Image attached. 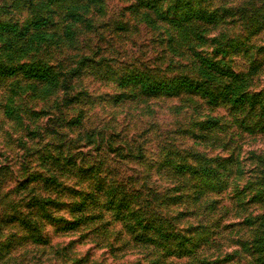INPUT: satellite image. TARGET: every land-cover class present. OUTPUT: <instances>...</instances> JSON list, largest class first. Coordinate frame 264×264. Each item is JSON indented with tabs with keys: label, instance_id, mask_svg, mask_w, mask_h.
<instances>
[{
	"label": "rangeland",
	"instance_id": "rangeland-1",
	"mask_svg": "<svg viewBox=\"0 0 264 264\" xmlns=\"http://www.w3.org/2000/svg\"><path fill=\"white\" fill-rule=\"evenodd\" d=\"M195 1L159 0L151 6L166 2L159 8L164 23L199 29L193 39L207 54L175 81L183 99L180 93L153 98L157 107L150 114L125 125L136 129L137 139L146 126L154 130L127 152L122 145L109 146L119 159L113 158L105 177L93 164L76 165L71 157L61 162L54 153L62 152V145L48 141L47 147H35L53 122L39 101L26 119L43 122V133L20 120L13 131L21 135L7 132L5 141L7 121L0 118V264L6 258L12 264H264L257 260L264 257V247L258 251L264 246V221H255L264 204L246 191L264 190L259 162H264V129L243 127L227 103L214 105L202 95L241 87L242 78L264 63V51L259 52L264 35L258 27L230 25V11L219 13L215 23L198 17V8L212 14L235 0ZM90 30L82 27L79 36L86 41ZM250 80L247 88H264V65ZM41 87L45 93L55 90L50 83ZM181 105H191L196 117L178 121L174 110ZM177 123L179 129L171 127ZM159 136L172 137L176 146L162 155L153 151L149 141ZM87 143L76 145L84 153H73L76 159L90 154ZM99 149L98 144L91 151ZM254 165L263 169L257 176Z\"/></svg>",
	"mask_w": 264,
	"mask_h": 264
},
{
	"label": "clouds",
	"instance_id": "clouds-1",
	"mask_svg": "<svg viewBox=\"0 0 264 264\" xmlns=\"http://www.w3.org/2000/svg\"><path fill=\"white\" fill-rule=\"evenodd\" d=\"M144 3L147 0H104L87 6L72 0H0V118L7 121L4 140L7 132L21 135L13 131L20 120L24 126L40 127L43 133V122L32 124L26 119L39 101L49 108L53 122L35 147H47L48 141L62 145L63 151L54 153L61 156V162L71 157L76 165L93 164L98 175L105 177L113 167V158L119 159L116 151L107 150L109 146L122 145L127 152L151 136V127L146 126L137 139L133 136L136 129L128 131L125 125L131 127V121L150 114L157 107L153 98L180 93L183 99L175 81L182 78V70L198 65L200 56L207 53L199 51L193 39L199 29L186 30L159 18V8L167 7L166 2L156 7H144ZM257 5L264 11V0H257ZM72 10L90 18L86 41L75 35L82 27L70 18ZM37 22L43 27H35ZM44 28L51 38L48 41L40 38ZM62 31L71 32L79 43L62 39L52 43ZM69 43L75 51L69 49ZM46 83L53 84L55 90L45 93L41 86ZM196 102L201 103L198 97ZM174 111L178 121L197 115L191 105ZM171 127L179 129L181 124ZM86 142L85 151L90 154L82 161L76 159L73 153L84 154L76 145ZM149 142L161 155L176 146L172 137L159 136ZM98 144L99 151H91ZM70 171L75 172V166ZM56 174L66 176L67 172ZM2 264H12V258Z\"/></svg>",
	"mask_w": 264,
	"mask_h": 264
},
{
	"label": "trees",
	"instance_id": "trees-1",
	"mask_svg": "<svg viewBox=\"0 0 264 264\" xmlns=\"http://www.w3.org/2000/svg\"><path fill=\"white\" fill-rule=\"evenodd\" d=\"M159 0H148L146 6H154L157 4ZM204 2H207L205 0H202ZM197 2V5H200L201 0L195 1ZM72 3L74 4H82V5H89L92 3H103V0H72ZM221 5V4H220ZM87 8L85 7L84 11H86ZM198 17L202 18L203 20L207 21L208 23H215V17L219 16V13H224V15H228V11L232 12L231 16L229 19L230 20V25H234L235 23L237 24H243L247 26H254L258 27V32H261V36L264 35V11H261L259 6L257 5V0H235L233 6H229L228 8L222 7L219 9H216L212 14L209 12H206L205 10H201L198 8ZM70 18L73 19L74 22H78L81 27L88 28L90 26V18L87 16H83V13L80 11L72 10L69 14ZM83 18L81 19V17ZM0 26H3V22L0 21ZM37 28H42L43 24L42 22H37L35 25ZM48 29L44 28L43 32L40 35V38L48 41L51 38L47 36L45 33H47ZM82 33V31L77 32L75 35L79 36V34ZM53 36H56V33L52 34ZM69 38H71L70 41H73L75 38L73 34L69 31H62L60 36L57 37L55 40H64V41H69ZM55 42V43H56ZM73 44L70 43L68 45L69 49L72 51H75L73 49ZM264 51V43L260 46L259 52ZM264 63L259 64V67H262ZM258 66H256L252 72V76L256 74L258 71ZM252 76H247V78L243 77L241 81V87L238 86L237 88L233 86H227L225 91L222 93L221 96L213 95L209 96L207 92L204 90L202 91L203 98L206 100L211 101L214 105H218L220 103H227L228 106H230L231 112H232V117L235 121L240 120V124L243 127H253V129H259L262 128L264 129V88L262 90L256 91L255 89L251 90L247 88V85L250 82V77ZM250 85V84H249ZM174 87V85L169 86V91L171 88ZM188 88V86H187ZM198 89V88H197ZM196 89V90H197ZM256 119V120H255ZM208 124V123H207ZM209 127L213 126L212 123L207 125ZM241 126V127H242ZM262 165L264 164L263 161H259ZM258 167L254 165L251 168V172H255V175L257 176L258 172L257 170H263V169H257ZM260 176H262L261 180V187H264V171H262V175L260 172ZM217 178V177H216ZM257 189L250 187L246 191L251 193H255L252 196V199L254 202L264 204V190H259L256 191ZM239 196L243 194V192L235 191ZM118 202V200H116ZM238 206H242L238 204ZM261 216L256 218V222L258 221H264V208L262 213H260ZM253 224V223H251ZM264 246H259L258 245V251L262 252L261 250ZM258 253V252H257ZM192 258L195 259V254L192 255ZM201 259H205V257H202ZM257 259V258H256ZM258 261H264V257L257 259ZM205 262L201 263L204 264Z\"/></svg>",
	"mask_w": 264,
	"mask_h": 264
}]
</instances>
